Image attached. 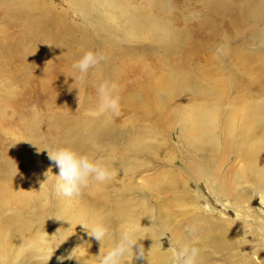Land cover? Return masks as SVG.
Wrapping results in <instances>:
<instances>
[{
    "label": "bare ground",
    "instance_id": "1",
    "mask_svg": "<svg viewBox=\"0 0 264 264\" xmlns=\"http://www.w3.org/2000/svg\"><path fill=\"white\" fill-rule=\"evenodd\" d=\"M244 20L253 26L247 28ZM86 50L105 59L81 79L72 64ZM242 50L264 56V0H0V95L5 97L0 99V131L3 113L18 104L17 85L30 76L38 77L40 91L48 95L45 110L47 103H53L55 111L71 109L68 103L82 98L85 84L91 85L99 102L97 87L107 81L112 94L126 103L131 127L117 126L108 113L84 111L81 102L82 110L55 113L50 119L48 125L57 134L52 143L40 152L25 151L20 163L15 158L6 169L0 167V264H58L67 256L75 264H98V254L113 246L123 227L135 229L145 249L144 259H129L126 264H172L174 257L156 244L157 232L163 230L170 231L176 251L184 245L199 249L196 264H209L220 245L226 248L224 264H264L256 253L257 261L233 250L231 229L198 215L197 196L183 186L179 169L159 167L145 175L139 187L123 184L138 175L139 166L149 163L140 157L159 166L175 161L174 149L165 145L158 131L176 127L181 148L190 154L184 169L204 179L212 194L232 204L248 199L246 191L236 187L239 180L232 181L236 167L229 168V176L216 179L218 166L232 153L250 170L257 191L264 193L261 90L254 91L255 85L230 67L245 94L243 106L228 104L225 111L218 91L223 89L221 80L211 82L215 73L210 66L227 68L235 58L245 63L248 57L240 54ZM215 53L219 61L213 58ZM258 61L262 65L264 59ZM261 72L264 80V68ZM125 79L130 83L120 86ZM31 115L34 131L37 116ZM134 124L139 126L136 130ZM57 147L92 158L103 154L98 160L113 173L110 181L93 182L79 197L64 196L63 211L57 208L67 220L63 224L58 215L60 243L47 232L45 220L31 222L24 217L28 211L34 217L49 209L46 199L56 180L45 173L51 168L57 175L58 168L47 152ZM198 156L214 158L212 166L206 169L208 161ZM24 164L33 166L23 169ZM144 190L149 191L145 196L159 201L147 202L141 197ZM171 211L179 213L173 216ZM95 224L110 232L101 243L90 235Z\"/></svg>",
    "mask_w": 264,
    "mask_h": 264
},
{
    "label": "rangeland",
    "instance_id": "2",
    "mask_svg": "<svg viewBox=\"0 0 264 264\" xmlns=\"http://www.w3.org/2000/svg\"><path fill=\"white\" fill-rule=\"evenodd\" d=\"M59 4V1L55 2ZM67 14L70 17H75V15L68 9ZM78 21V20H77ZM243 25H246L247 28H251L253 25H247V21L244 20ZM251 31V30H250ZM123 45V44H122ZM55 54V53H54ZM241 55L248 57L245 63H241L240 59L235 58L232 59L231 66L225 68L219 66L217 64H213L210 66L211 70L215 73L214 77L211 79V82L216 84H220L219 80H221L222 88H219V94L222 99V106L225 111H227L228 104L234 105L236 107L243 106V101H241V97L245 94V87L242 86L239 89L238 82L235 81L236 77H232L229 73L233 67L236 69V72L239 73L245 80L252 82L254 86V91L258 93L261 90L260 99L264 98V80L261 75L263 74L261 71L264 68V61L262 65L259 64L258 59H264V56H258L253 52H249L247 50L240 51ZM152 58L151 56L149 57ZM213 58L217 61L220 60L219 55L216 53L213 54ZM168 62V60H165ZM155 61L151 59L150 65L154 66ZM134 67H143V65H133ZM50 68V66H49ZM53 68V67H51ZM48 69V67H47ZM204 70V69H203ZM56 74H60V70L54 71ZM50 79V78H49ZM4 80V79H3ZM29 81V82H28ZM48 81V80H47ZM51 81V80H50ZM52 82V81H51ZM31 83V84H30ZM130 79H125L121 82L122 84H129ZM30 84V85H29ZM35 85V89L31 90V86ZM39 80L38 77L30 76L29 78H25L24 81L17 85L15 89V95L18 100V104H14L9 107L4 114V117L1 121V125L3 129L0 131V167L2 169H6L9 166V161L16 158L15 163H20L25 158V151H32L33 153L40 152L43 150L47 144L52 143L57 136L54 133L48 123L50 119L53 117L55 113L64 112L67 113L69 111H78L82 110L81 102L85 103L86 109L84 111H89L90 109H96L98 99L94 92L92 91V87L90 84H85V91L82 95V98L74 101L71 105L70 103L63 102L65 106L72 107L71 109L61 108L60 110H56V105L53 103H47L48 110H45V101L48 99V95L44 94L40 91L39 88ZM65 89V87H63ZM239 89V90H238ZM28 91L25 93V91ZM24 91V92H23ZM238 91V92H237ZM3 90H0L2 93ZM237 92V93H235ZM1 97V95H0ZM1 100H4L5 97H1ZM212 102H215L213 100ZM10 103V102H9ZM62 103V104H63ZM11 104V103H10ZM125 102H119L120 111L119 115H115L113 113H108L115 121L116 125L121 128L131 129L127 122L129 115L125 110ZM64 106V105H63ZM77 107V108H76ZM32 110V111H31ZM31 113H35L37 116L36 119V130H32V115ZM15 124L16 128H9V125ZM126 125V126H125ZM132 127V129L136 130L139 126ZM49 129L51 131H49ZM7 130V131H6ZM162 139L166 141V146H169V149H174L172 154L175 161L168 166H159L158 162H154L149 158L140 157V159L149 162L148 164H144L143 166H139L137 171L138 175L132 180L124 181V185H133L139 187L143 184V177L148 174L154 173L153 170H156L159 167L169 168V169H179L181 172L182 184L187 187L190 191L191 195L197 196L196 206L199 209V216L202 218L210 217L216 223L224 224L226 226L227 231L229 229V235L232 243V248L238 254L247 255L250 259L255 258L256 253L258 256L264 258V193H260L255 188L256 184L251 177L250 170L246 167V165L237 163V159H235L233 153L228 155V159L225 160V163H222L218 166L219 175L216 179H220V176L230 175V167H236L235 171L232 172V181L236 183L238 180L236 187L239 189L243 188L248 197L247 201L240 204H232L231 201L223 196H219L216 194H212V188L208 187L205 180L202 178L197 179L195 174L191 175L184 169L185 162L190 159V154L185 148H181V143L179 138L177 137L178 133L176 127H174L173 131H166L165 129L158 131ZM179 136V135H178ZM21 152V155L18 156L15 154L16 152ZM223 150V149H222ZM11 152V155H10ZM165 154V153H164ZM99 156H103V154H99L98 156L93 157L94 159H99ZM164 155H162L163 157ZM198 158L204 162V167L210 168L213 164L214 158H205L198 156ZM162 163V162H161ZM163 164V163H162ZM262 168L261 171L264 176V162H260ZM33 166L32 164H24L23 169H27ZM111 167V166H110ZM20 175V172L18 173ZM213 186L216 185L214 182ZM149 191L144 190L141 193V197L145 199L147 202L152 205L155 204L156 201H159V198L156 196H145V193ZM189 194V193H188ZM189 194V195H190ZM144 195V196H143ZM160 197L163 195H159ZM170 197V195H168ZM10 201H14L10 199ZM47 205L49 209L45 212H36L34 217H30L27 213H31L30 211L25 212L24 217L31 222L37 221L39 219L45 220L46 230L52 236L53 241L56 243H60L59 234H60V224L58 223V215H60V219L63 224H67L66 213L62 212L64 209V201L65 198L62 195H58V193L53 189V191L49 193L47 196ZM67 201V200H66ZM57 208H60L59 211ZM179 211H171V215L178 214ZM182 215L175 218L176 221L180 220ZM239 224L236 230H234V225ZM158 236L156 238V244L160 246L162 251H169V255L175 258L176 249L171 245V235L170 231H160L157 232ZM60 250L62 249L59 246ZM225 246L220 245L214 251V258L207 261L209 264H224L225 262ZM253 253V254H252ZM58 264H75L74 261L70 257H65L59 261Z\"/></svg>",
    "mask_w": 264,
    "mask_h": 264
},
{
    "label": "clouds",
    "instance_id": "3",
    "mask_svg": "<svg viewBox=\"0 0 264 264\" xmlns=\"http://www.w3.org/2000/svg\"><path fill=\"white\" fill-rule=\"evenodd\" d=\"M105 59L103 55L94 51L86 50L81 57L72 64L83 79L90 69L97 67ZM99 103L94 115L113 113L119 115V97L112 94L107 81L97 87ZM49 160L58 168V174L53 175L49 168L45 176L51 174L56 183L55 191L65 197H79L83 190L87 189L93 182L102 184L112 179L113 173L104 162L94 159L87 154H81L68 147H57L48 151ZM90 235L98 243H101L110 235L109 229L103 224H95L90 227ZM137 231L131 227H123L113 246L98 254V264H126L130 260L144 259L145 249L139 243ZM199 249L184 245L176 251L172 264H196Z\"/></svg>",
    "mask_w": 264,
    "mask_h": 264
}]
</instances>
